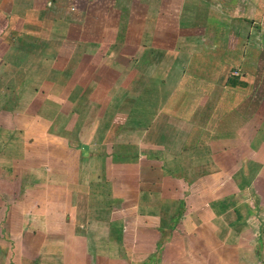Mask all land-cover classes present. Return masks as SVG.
Here are the masks:
<instances>
[{
  "label": "crops",
  "instance_id": "0c3cea01",
  "mask_svg": "<svg viewBox=\"0 0 264 264\" xmlns=\"http://www.w3.org/2000/svg\"><path fill=\"white\" fill-rule=\"evenodd\" d=\"M0 264H264V0H0Z\"/></svg>",
  "mask_w": 264,
  "mask_h": 264
},
{
  "label": "rangeland",
  "instance_id": "374dc122",
  "mask_svg": "<svg viewBox=\"0 0 264 264\" xmlns=\"http://www.w3.org/2000/svg\"><path fill=\"white\" fill-rule=\"evenodd\" d=\"M116 13H122V11L121 10H119V11H115ZM145 12V11H144ZM153 12V13H152ZM138 13H139V11H136V13H134V15L136 14V16L138 15ZM136 16H135V18H136ZM147 16H149V17H155V10L154 11H152V9L149 11V14H147ZM35 158L37 157V155L36 156H34ZM33 157V158H34ZM37 159V158H36ZM58 203H59V201H57ZM61 211V206L56 210L55 209V211H54V214H57L58 212H60ZM51 224H53L54 225V222H50Z\"/></svg>",
  "mask_w": 264,
  "mask_h": 264
}]
</instances>
